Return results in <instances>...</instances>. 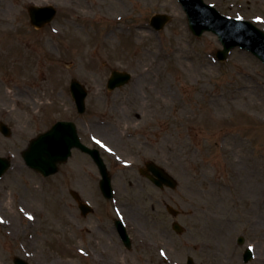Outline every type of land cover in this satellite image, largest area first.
<instances>
[{
    "label": "rangeland",
    "instance_id": "rangeland-1",
    "mask_svg": "<svg viewBox=\"0 0 264 264\" xmlns=\"http://www.w3.org/2000/svg\"><path fill=\"white\" fill-rule=\"evenodd\" d=\"M204 1L264 31V0ZM31 5L53 6L54 20L32 28ZM154 14L171 20L155 31ZM218 50L214 34H191L177 0H0V122L11 132L0 134V156L12 162L0 178V264L15 257L29 264H186L188 257L245 264L248 246L254 258L247 264H264V66L238 48L219 62ZM112 70L132 78L109 92ZM72 79L88 90L83 115L69 93ZM59 120L117 148L122 163L110 165L109 151L97 146L112 200L103 199L97 169L78 151L51 177L25 166L20 154L29 140ZM149 160L171 171L175 190L161 193L140 177L137 168ZM78 187L93 214L81 216L70 198ZM116 218L131 237L129 250ZM104 246L111 255L103 262Z\"/></svg>",
    "mask_w": 264,
    "mask_h": 264
},
{
    "label": "water",
    "instance_id": "water-1",
    "mask_svg": "<svg viewBox=\"0 0 264 264\" xmlns=\"http://www.w3.org/2000/svg\"><path fill=\"white\" fill-rule=\"evenodd\" d=\"M178 2L186 13L188 26L193 35L199 37L204 32L209 31L217 36L218 41L223 46V50L216 53V57L219 61H224L233 48L239 47L252 53L264 65L263 31L256 28L250 22L230 19L220 15L213 7L206 5L203 0H178ZM28 14L30 24L40 29L53 20L56 11L50 6H33L28 8ZM169 20L170 18L167 15H154L150 20V25L156 30H159L162 29ZM129 79V74L114 71L108 81L107 88L113 90L116 87L126 84ZM70 91L76 104L77 112L82 114L85 111L86 91L84 86L76 80H72ZM0 132L6 137L10 134L9 129L3 123H0ZM73 148H78L83 152H87L93 157L102 177L99 183L101 193L105 198L110 199L112 197V190L106 167L96 151L87 149L79 142L75 125L72 122H58L47 132L32 139L27 148L21 153V157L27 167L46 177L57 172V165L67 161L68 157L71 155V149ZM9 167L10 161L0 157V177ZM153 171L159 177L160 183L170 188L175 187V182L169 175L165 174L160 169L158 171L153 169ZM79 208L84 215L89 211V207L84 204H81ZM168 212L173 216L177 214V212L170 207H168ZM116 227L125 245L129 247V239L123 224L121 222H116ZM172 229L177 234L183 232V228L178 223H174ZM250 258L251 251L247 250L244 262H247ZM13 263L27 264L17 257L13 259ZM192 263V260L188 258L187 264Z\"/></svg>",
    "mask_w": 264,
    "mask_h": 264
},
{
    "label": "flooded vegetation",
    "instance_id": "flooded-vegetation-1",
    "mask_svg": "<svg viewBox=\"0 0 264 264\" xmlns=\"http://www.w3.org/2000/svg\"><path fill=\"white\" fill-rule=\"evenodd\" d=\"M91 131V130H90ZM104 136V135H103ZM103 136L102 135H100L99 133H96V132H90V135L89 136H81V139L84 141V143L85 144H87V145H89V146H91V147H93L92 146V141H96V142H98L100 145H102V147L104 148V149H106L107 150V148L104 146V144L102 143V141H104V142H106L107 140L105 139V138H103ZM133 136V138L132 139H134V135H126L125 137H127V139L129 138H131ZM146 140V139H145ZM147 141L148 140H146V143H147ZM108 143V142H107ZM109 146H110V148L111 149H109V153H107V156H109L110 158H111V161L109 162V164L111 165V164H113V165H116V164H119V163H122V161H121V159H120V157L118 156V154H117V148L112 144V142H110L109 143ZM81 155H84L85 156V159H87V161L88 162H85V164H87L88 165V163H90L92 166H94L95 167V164L93 163V161H92V159L88 156V155H86V154H83V153H80ZM147 162V161H146ZM145 162V163H146ZM153 162L155 163V164H157L158 166H160V167H162V168H164V169H166L167 171H169V173H171V171L169 170V169H167L166 167H165V165L163 164V163H160V162H157V161H154L153 160ZM116 163V164H115ZM144 163V164H145ZM144 164H143V166H144ZM87 168V167H86ZM140 169H141V167L140 168H137V171H138V174L140 175V177H142L143 179H145L153 188H155V189H157V190H159V192H161V193H163V192H165V189H159V188H157V187H155L154 185H152V183L146 178V177H143V176H141V174H140ZM144 174L146 175V176H152L153 178H154V175L152 174V172H150V171H148V170H145L144 171ZM172 174V173H171ZM88 176H90V174H88ZM71 190H75V191H77L78 193H82L81 192V189H80V187H78V188H75V189H69L68 190V194H69V196H70V193H71ZM70 198H71V196H70ZM72 199V198H71ZM73 200V199H72ZM115 230V229H114ZM116 232V231H115ZM109 235L111 234V233H108ZM112 234H113V232H112ZM149 249V247H147L145 250H144V252L145 253H150V251L148 250ZM160 252V250L158 249V248H156L155 249V253L156 254H158ZM111 255V252L104 246V247H101V251H99L98 252V257H99V259L101 260V261H103L104 262V260H109V256ZM159 255V254H158ZM165 257V256H164ZM100 262V261H99ZM101 263V262H100ZM164 263L165 264H169V261L167 260V258H164Z\"/></svg>",
    "mask_w": 264,
    "mask_h": 264
},
{
    "label": "bare ground",
    "instance_id": "bare-ground-1",
    "mask_svg": "<svg viewBox=\"0 0 264 264\" xmlns=\"http://www.w3.org/2000/svg\"><path fill=\"white\" fill-rule=\"evenodd\" d=\"M82 8H83V6H81ZM82 18L83 19H86L87 18V14L86 13H83L82 14ZM106 38H107V36H105ZM88 52L87 51H85V54H87Z\"/></svg>",
    "mask_w": 264,
    "mask_h": 264
}]
</instances>
